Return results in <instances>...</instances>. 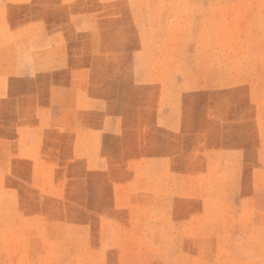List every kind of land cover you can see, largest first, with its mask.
<instances>
[{"label": "rangeland", "instance_id": "rangeland-1", "mask_svg": "<svg viewBox=\"0 0 264 264\" xmlns=\"http://www.w3.org/2000/svg\"><path fill=\"white\" fill-rule=\"evenodd\" d=\"M0 264H264V0H0Z\"/></svg>", "mask_w": 264, "mask_h": 264}]
</instances>
